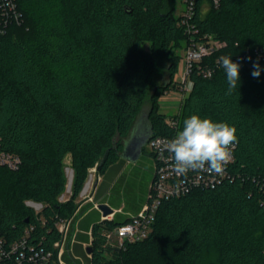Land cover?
Masks as SVG:
<instances>
[{"label":"trees","instance_id":"trees-1","mask_svg":"<svg viewBox=\"0 0 264 264\" xmlns=\"http://www.w3.org/2000/svg\"><path fill=\"white\" fill-rule=\"evenodd\" d=\"M18 3L23 23L0 31V137L22 165L15 172L0 168V234L12 242L33 226L29 242L49 250L62 239L55 222L74 215V200L92 168L104 176L95 199L112 183L113 203L120 204L131 189L122 172L126 161L118 155L121 142L115 149L113 139L128 134L150 90L163 79L170 84L158 86L150 118L154 137L174 134L158 101L173 86L188 37L174 16V0ZM196 24L201 34L224 42L222 51L205 60L216 64L222 56L264 47V0H220L219 7L199 10ZM257 61L262 71L254 78ZM233 62L240 64L237 89L229 93L221 65L208 79L195 72L177 118L179 131L192 114L236 127V178L163 202L150 236L125 250L106 247L103 232L129 218L117 213L113 221L90 219L85 207L67 244L84 217L76 256L87 264H264V61ZM68 154L72 197L61 202ZM27 201L43 204L42 213L36 216ZM142 201L130 193L125 207L137 211ZM90 241L91 259L82 247ZM64 259L82 264L69 251Z\"/></svg>","mask_w":264,"mask_h":264},{"label":"built area","instance_id":"built-area-1","mask_svg":"<svg viewBox=\"0 0 264 264\" xmlns=\"http://www.w3.org/2000/svg\"><path fill=\"white\" fill-rule=\"evenodd\" d=\"M182 1L184 8L178 24L188 37V42L184 49V57L180 62L179 73L175 76L173 86L160 98L175 100L181 104L184 103L194 88L193 74L196 72L202 78H211L214 74V69L221 65L220 59L217 60L216 64H205V60L225 48L224 42L213 35L201 34L196 24L198 11L200 10L204 13L210 5L219 7L220 0ZM22 23L23 14L19 8L18 0H0V31L5 32L10 25H21ZM231 58L232 60L244 62L251 66V61L254 59L264 61V47L247 48L235 56H231ZM172 92H176L178 95L174 96ZM179 115L173 118L167 116L166 119V123L174 131V134L155 136L148 143L153 178L149 184L145 200L141 205L140 211L135 215L130 214L129 219L125 223L104 230L103 237L106 247L125 250L129 245L147 239L153 230L157 212L163 202L179 199L198 189H214L223 182L236 178V175L231 171V167L235 162L236 145L232 151V159L226 165L223 174L208 173L206 171H189L185 176H177L174 173L170 154L164 150L163 145L168 140L174 138L179 131V118H177ZM156 141H160V143L157 144L155 143ZM21 165V157L5 150L2 138L0 137V168H6L15 172L20 169ZM95 168L97 170V167ZM95 188L97 190L98 184L95 185ZM26 204H31L29 206L34 210L36 216L40 215L44 209V205L41 203L27 201ZM94 207L100 211L99 205H95ZM117 213H123V208L114 209V213L107 217H104L102 214L101 221H113ZM76 215L74 214L70 218L55 222V227L61 234L62 239L55 242L49 250L36 248L29 242L30 235L34 231L33 226L27 229L21 238L12 242H8L0 234V264H68L64 259V255L68 251L76 259L81 260L82 264H87L84 259L74 254V245L77 243L76 236L82 232L79 229V223L82 218L78 222L76 221L71 244L67 248L70 231ZM41 220L44 224L45 220L43 218ZM85 233L92 239V231ZM91 241L90 243L82 244L85 251L91 245ZM86 253L87 257L91 259V253L87 251Z\"/></svg>","mask_w":264,"mask_h":264},{"label":"clouds","instance_id":"clouds-1","mask_svg":"<svg viewBox=\"0 0 264 264\" xmlns=\"http://www.w3.org/2000/svg\"><path fill=\"white\" fill-rule=\"evenodd\" d=\"M220 63L231 93L237 89L238 82L240 85V64L233 62L231 56L220 57ZM261 71L258 61L254 62L251 75L258 78ZM236 131V127L227 122H214L198 114L187 117L182 130L163 145L170 154L174 173L177 176H185L189 171L223 174L238 143ZM155 143L159 144L160 141Z\"/></svg>","mask_w":264,"mask_h":264},{"label":"rangeland","instance_id":"rangeland-1","mask_svg":"<svg viewBox=\"0 0 264 264\" xmlns=\"http://www.w3.org/2000/svg\"><path fill=\"white\" fill-rule=\"evenodd\" d=\"M174 1H175L174 16L176 18H179L182 15V11L184 8L183 1L182 0H174ZM179 55L181 56V60H182V58L184 57V51L180 50ZM160 72H158V75L156 77L157 81H160L163 77V74H161ZM177 73H179V70ZM172 95L176 96L178 94L176 92H172ZM158 103H159V111L170 118H173L181 113L183 104L175 100L160 99ZM64 168L67 178V185L64 194H62L59 198L62 202H66L70 200L72 197L74 170L72 168V158L70 154H68L64 159ZM122 172L126 175L128 180L127 183L129 184V187H131V189H128L127 193L125 194L122 193V196L120 198L122 202L120 204L113 203V200L116 197L114 196V193L111 191V188L113 186L112 183L110 184L109 190L106 192L105 195L102 196L101 199L99 200L95 199V195L97 193L95 185L98 184L99 187V185H101L102 181L104 180V176L103 174L99 173L98 170H96V168H94L89 171L86 182L82 190L80 191L78 197L74 200V206H75L74 209L76 208L74 214H79L81 210H83L85 207H88L85 213H89V211L90 212L92 211V214L90 215L89 218L97 219L98 216H100V220H101L102 217L101 211L96 210L94 207L95 205H100V204H108L111 208L117 210L123 208L122 215L124 217H128L130 216V214H133L132 210H129L125 207L127 198L130 196V193H132V197L133 198L135 197L137 202L138 199L140 198H143V200H145L149 188V184L153 178L152 161L150 158L149 145L145 147V151L142 157L140 158V160L136 164H130L126 162ZM29 205L31 206V204H28V206ZM82 247L84 248L83 245Z\"/></svg>","mask_w":264,"mask_h":264},{"label":"water","instance_id":"water-1","mask_svg":"<svg viewBox=\"0 0 264 264\" xmlns=\"http://www.w3.org/2000/svg\"><path fill=\"white\" fill-rule=\"evenodd\" d=\"M169 84V80L163 79L161 83L157 84V86L151 89L128 134L124 137H120L119 133L115 135L113 139V146L115 149H117V144L121 142L122 149L118 151V155L127 163L136 164L142 157L145 147L148 145L150 140L153 139V124L150 118L154 109L153 97L158 89V86L167 88ZM143 202L144 200L142 201V203ZM99 209L104 217H107L114 213V209L111 208L108 204H100ZM140 209L134 212L132 211L133 215L137 214ZM118 214L122 215V213ZM127 218H129V216L125 217V219ZM87 252L91 253L92 249L88 248Z\"/></svg>","mask_w":264,"mask_h":264},{"label":"crops","instance_id":"crops-1","mask_svg":"<svg viewBox=\"0 0 264 264\" xmlns=\"http://www.w3.org/2000/svg\"><path fill=\"white\" fill-rule=\"evenodd\" d=\"M87 214H88V213H86V214L84 215V217H85ZM84 217H82V219H83Z\"/></svg>","mask_w":264,"mask_h":264},{"label":"flooded vegetation","instance_id":"flooded-vegetation-1","mask_svg":"<svg viewBox=\"0 0 264 264\" xmlns=\"http://www.w3.org/2000/svg\"><path fill=\"white\" fill-rule=\"evenodd\" d=\"M144 151H145V149H144ZM144 153V152H143Z\"/></svg>","mask_w":264,"mask_h":264}]
</instances>
